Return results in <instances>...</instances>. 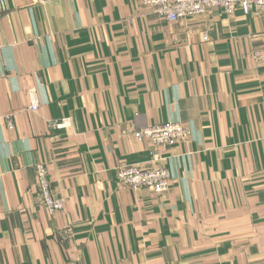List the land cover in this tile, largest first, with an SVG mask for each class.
<instances>
[{
	"label": "crops",
	"instance_id": "crops-1",
	"mask_svg": "<svg viewBox=\"0 0 264 264\" xmlns=\"http://www.w3.org/2000/svg\"><path fill=\"white\" fill-rule=\"evenodd\" d=\"M255 53L264 12L168 22L137 0H0V264H264ZM168 122L184 141L133 135ZM38 164L64 200L53 214ZM120 164L167 168L168 190L119 185Z\"/></svg>",
	"mask_w": 264,
	"mask_h": 264
},
{
	"label": "built area",
	"instance_id": "built-area-1",
	"mask_svg": "<svg viewBox=\"0 0 264 264\" xmlns=\"http://www.w3.org/2000/svg\"><path fill=\"white\" fill-rule=\"evenodd\" d=\"M41 2H53L55 0H40ZM154 14L164 18L168 22H175L202 14L210 9H218L224 14L232 15L241 12L249 15L254 12H264V0H137ZM1 5L3 3L1 2ZM255 59H264V53H255ZM31 111L38 109V101L31 94V102L28 106ZM10 126V122L8 124ZM56 128L69 125L68 119L54 122ZM188 134L187 128L179 123L168 122L164 124L150 125L133 132L137 141L146 142L153 147L172 146L185 140ZM153 162L154 154L152 153ZM37 186L41 195V205L53 214L64 207V200L56 198L51 191L47 169L43 164L35 167ZM116 180L119 185L138 191L148 189L154 194H163L169 188L171 180L170 171L158 164L144 167L137 164H120L116 167Z\"/></svg>",
	"mask_w": 264,
	"mask_h": 264
}]
</instances>
